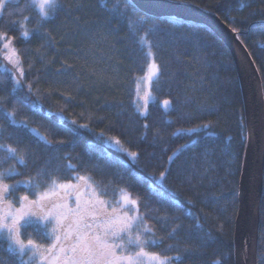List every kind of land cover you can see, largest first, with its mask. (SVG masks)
Wrapping results in <instances>:
<instances>
[{
  "label": "trees",
  "instance_id": "16d2710c",
  "mask_svg": "<svg viewBox=\"0 0 264 264\" xmlns=\"http://www.w3.org/2000/svg\"><path fill=\"white\" fill-rule=\"evenodd\" d=\"M181 1L216 11L236 29L264 90V0ZM63 5L39 30L29 0H8V11L16 14L0 17V32L15 38L13 44L25 70V83L12 92L13 71L0 53V107L11 111L15 106L18 120L27 119L49 139L64 141L46 145L27 129L12 125L0 111L4 129L0 142L17 146L19 136V146L30 149L27 168L15 161L0 163L4 170L11 166L24 173L9 176L5 182L15 184L47 167L65 180L76 174L91 176L108 189L106 199H117L113 191L125 188L156 210L150 212L152 217H179L176 222L182 228L174 239L167 238L171 220L169 225L149 220L158 236L165 237L163 246L155 250L176 246L167 252L180 256L176 264H213L216 260L236 264L234 234L247 131L241 80L230 50L206 25L174 15L146 14L132 0H63ZM133 9L147 24L135 19ZM29 16L30 36L24 38L20 24L14 21L23 22ZM150 24L156 28L147 39L163 75L152 83L154 97L145 116L134 105L135 83L149 63L147 49L137 43V36L144 35ZM28 84L32 85L31 96ZM37 96L40 107L34 113L28 105ZM164 100L172 106L166 108ZM209 122L207 130L180 131ZM79 124L88 127L79 128ZM73 129L78 134L73 135ZM114 137L139 154L134 162L126 161L107 143ZM69 163L76 166L75 171L65 167ZM165 170H169L166 179L156 184L153 174L158 178ZM262 182L258 264H264ZM25 192L31 195L32 190L21 184L13 196ZM27 231L46 241L40 239L44 229L38 225ZM8 243L0 234V264H20ZM185 248L191 253L184 252Z\"/></svg>",
  "mask_w": 264,
  "mask_h": 264
},
{
  "label": "snow or ice",
  "instance_id": "6c2138e0",
  "mask_svg": "<svg viewBox=\"0 0 264 264\" xmlns=\"http://www.w3.org/2000/svg\"><path fill=\"white\" fill-rule=\"evenodd\" d=\"M29 6L37 13V30H39L48 20L54 18L64 5L63 0H29ZM124 11L127 13V8ZM133 13L137 21L147 24L146 18L136 13L135 9ZM5 14L15 15L16 13L8 11V0H0V17ZM31 19L32 17L29 16L25 17L23 22L14 21L20 24V34L24 38L30 36L26 25ZM155 28L154 24H150L144 35L137 36V43L142 49H147L145 56L152 60L148 65L146 77L149 82L153 80L159 82L163 75L160 65L155 61L152 42L147 39L149 31H154ZM43 34L49 35L47 32ZM14 39L0 32V47L7 53L5 59L13 65L14 69V71L9 69L13 71L12 92L25 83L23 81L25 73L23 61L18 50L13 46ZM49 39H51L50 36ZM28 93L30 96L34 94L31 84H28ZM136 96L138 101L136 107L146 116L148 103L152 96L150 92H146L143 97L140 96V80L136 83ZM163 105L167 108L172 106V102L164 100ZM28 107L35 113L40 107L39 96L31 100ZM211 110L208 109L209 112ZM0 111L12 125L27 129L46 145L64 143L63 140L49 139L40 132L39 128L32 127L27 119L18 120V109L15 106L11 111L0 107ZM71 123L75 125L78 122L72 120ZM210 125L211 122L180 131L191 134L201 129L207 130ZM78 127L87 128L88 124H79ZM144 127L147 129L148 125L145 124ZM3 131L4 129L0 127V134ZM72 133L73 135L78 134V129H73ZM207 134L213 135L214 133L208 132ZM100 135L103 136V131ZM156 135L161 136L159 130ZM20 139L17 136V146L0 142V163L15 161L24 168L28 167L27 157L30 149L28 146L21 148ZM109 139L114 140L116 145L120 144L118 138ZM186 147L187 145L181 146L177 154ZM124 151L133 162L138 158L137 152H129L127 149ZM168 159L171 162L173 157L169 156ZM205 159H207L206 154ZM65 167L71 171L76 169V166L71 163ZM56 171L58 172L59 168ZM168 171L160 172L158 178L153 174L152 179L156 184H160L166 179ZM15 175H24V173L11 166L7 170L0 168V234L9 242V250L18 254L20 264H173L174 261L180 259L179 255H167L168 251L176 249L174 245L169 244L161 251L155 250L163 246L165 237L158 236L156 228L149 223L150 219H154L164 225H169L171 220L167 238L174 239L175 234L182 228V225L176 222L179 217H152L150 212L156 210L149 209L140 197L133 198L127 189H115L112 195L116 196L118 193V199L110 200L104 198L109 195L108 189L88 175L77 174L65 180L44 167L34 176L17 180L15 184L9 185L5 182L9 176ZM73 180L75 183L72 182ZM21 184L32 190L31 195L25 192L13 196ZM142 204L144 211H141ZM33 225L44 229V232L40 234V239H48L50 241L48 244L41 243L34 238V231H27V228ZM191 251L190 248L184 249L186 253H191ZM213 264H220V261L216 260Z\"/></svg>",
  "mask_w": 264,
  "mask_h": 264
},
{
  "label": "water",
  "instance_id": "95a60500",
  "mask_svg": "<svg viewBox=\"0 0 264 264\" xmlns=\"http://www.w3.org/2000/svg\"><path fill=\"white\" fill-rule=\"evenodd\" d=\"M138 9L156 17L174 15L209 27L230 50L241 80L247 143L239 185L235 227L236 264H258L260 202L264 180V90L256 64L234 27L214 10L181 0H132Z\"/></svg>",
  "mask_w": 264,
  "mask_h": 264
},
{
  "label": "rangeland",
  "instance_id": "374dc122",
  "mask_svg": "<svg viewBox=\"0 0 264 264\" xmlns=\"http://www.w3.org/2000/svg\"><path fill=\"white\" fill-rule=\"evenodd\" d=\"M13 46H14V44H13ZM15 47V46H14ZM0 53H2V55H3V59H4V64H8V65H10V69H13V65H11L6 59H5V57H6V55H7V53H5L4 51H3V49H2V47H0ZM155 61H156V59H155ZM151 62H152V60H151V58H149V63H148V65H150L151 64ZM157 63V62H156ZM158 64V63H157ZM148 65H147V68H146V71L145 72H143V74L137 79V80H140V96L141 97H143L144 95H145V93L146 92H150L151 93V96H152V99H153V97H154V95H153V92H152V83H153V81H151V82H149L147 79H146V77H147V74H148ZM13 71H14V69H13ZM137 83V82H136ZM135 83V84H136ZM136 94V93H135ZM151 99V100H152ZM150 100V101H151ZM149 101V102H150ZM138 101H137V96L135 95V104L134 105H136V103H137ZM139 112H141V111H139ZM142 113V112H141ZM144 115V114H143ZM114 138H118V137H114ZM119 139V138H118ZM107 143L110 145V146H112L113 148H115L117 151H119L123 156H124V158H125V160L126 161H132V159L128 156V154L124 151V149H127L129 152H131L132 150H130L129 148H127V147H125L121 142H120V144L119 145H116L115 143H114V140H108L107 141ZM77 175V174H76ZM80 175V174H79ZM73 183H75V181L73 180L72 181ZM128 191V190H127ZM105 198V197H104ZM133 198H135V197H133ZM10 199H11V197H10ZM106 199V198H105ZM117 199H118V196H117ZM2 235V234H1ZM39 240V239H38ZM39 242H41V243H44V244H48L50 241L48 240V239H46V241L44 240H39ZM29 255H30V253H29ZM24 259L26 260L27 259V256L26 257H24ZM173 264H176V262L174 261L173 262Z\"/></svg>",
  "mask_w": 264,
  "mask_h": 264
}]
</instances>
